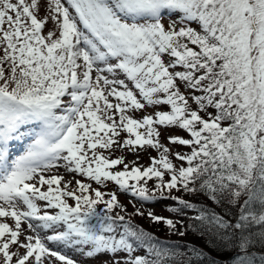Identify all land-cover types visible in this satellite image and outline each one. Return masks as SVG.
Returning a JSON list of instances; mask_svg holds the SVG:
<instances>
[{"label": "snow or ice", "instance_id": "1", "mask_svg": "<svg viewBox=\"0 0 264 264\" xmlns=\"http://www.w3.org/2000/svg\"><path fill=\"white\" fill-rule=\"evenodd\" d=\"M47 6L56 38L42 34L47 20L38 19L37 0H0V264L53 257L76 264L45 239L81 251L89 246L84 255L107 256L103 264H176L174 250L113 215L123 208L114 193L105 199L80 180L69 190L63 176L46 175L61 161L97 185L114 182L140 201L159 192L177 201L171 212L198 213L187 228L207 236L205 244L227 257L223 264H264V0H47ZM157 105L170 111L128 114ZM156 125L189 134L167 137L189 149L174 153L176 163ZM121 131L128 134L122 145ZM22 138L31 143L12 159L9 142ZM114 145L160 156L143 170H128L122 157L97 151ZM120 164L123 171H112ZM173 190L203 196L235 222L183 196L163 195ZM148 217L185 235L177 228L183 220ZM22 224L34 233L24 241ZM138 250L144 254L134 255ZM189 251L202 264L203 249Z\"/></svg>", "mask_w": 264, "mask_h": 264}, {"label": "rangeland", "instance_id": "2", "mask_svg": "<svg viewBox=\"0 0 264 264\" xmlns=\"http://www.w3.org/2000/svg\"><path fill=\"white\" fill-rule=\"evenodd\" d=\"M29 2H30V0H29ZM37 2H38V8L34 11L37 14L38 19H42V20L46 19L47 20L45 27L42 30V34L47 36L49 31H53L55 33V36L53 38H56V36L59 35V29L56 26V22L51 20L50 18H48L49 13H50V8L47 6V0H37ZM62 2H63V0H62ZM93 75L95 76V73H93ZM110 100L112 103L116 102L114 97H110ZM161 110L170 111V106H168V107H162V106H158V105L157 106H146L145 109L136 110L135 112L129 110L128 114L131 115L133 118H142L143 116H148V115H151L154 117L155 112L161 111ZM117 118H118V114H117ZM156 127H157V130L161 131V133H162V135L160 137L161 144H163L165 147L170 148L172 154H170L169 158L173 160V163H176L174 153H176V152L187 153L189 151V149L185 146L172 145L169 142L167 137L179 136V135L183 136V135H185V131L180 130L178 128H169V130L165 131L164 126L156 125ZM140 131L144 132L145 129H140ZM127 138H128V134L126 132L121 131L120 136L117 137L116 139L122 145L123 140L127 139ZM97 151L102 153L104 156L108 157L109 159H117V158L122 157L124 160V164L128 165V170H131V168H133V167H140L143 170L144 168L151 166V159H152L151 156H156V157L160 156V152L156 149L135 148V149L130 150V149L125 148L123 146H116V145H114L111 149H97ZM59 163H60V167L58 169H52L48 173H46V175H61V176H63L64 181H70L71 182V183H69V190H72V189H75L78 187L75 183L76 180H80L83 183H87V184L89 182V184H91V185L93 184V185L101 188L102 190H106L103 192L108 193L109 195H110V187H112V188H115L117 190V194H116L117 200L123 206L122 209L129 210L133 214V216H135V215L137 216L136 213L138 211L139 212L141 211L143 214H145V216H143V219L145 220V222L147 223V225L149 227H153V228H158L160 226L166 227L162 222L159 224H154L148 217L149 212H151L157 216H162V217H167V218L173 219L174 221H180L174 215V213L169 210V208H168V204L170 203L169 199H165L166 202H162L160 200L161 198H157L156 200H153V201H140L137 197H133L131 195V193L128 194V193L121 191L118 187L114 186L113 183L104 184V185H97L95 181H91L87 177H82L78 173L68 172L63 167V162L61 161ZM115 170L123 171L124 165L123 164L117 165L114 169H112V171H115ZM167 179L168 178H166V180ZM141 183H143V181H141ZM148 187L151 190L149 185H148ZM173 191H175V190H173ZM158 193L159 192H157L156 195ZM165 193L167 194V192H165ZM77 194H79V193H77ZM93 195H94V193H93ZM171 195H172V193H171ZM183 195H187V194L183 193ZM172 196H174V195H172ZM69 200L74 202V200H72L70 198H69ZM6 222H8L10 225L13 224V221L10 218L7 219ZM22 228H24V232L21 235V241H24L26 239V236H28V235H34V233H32L31 230L27 229L26 224H22ZM177 228H179L180 230H183L185 228V226L182 227L179 223H177ZM61 230H64V229H61ZM45 231L48 232L47 230H45ZM51 232L52 231L49 230L50 234H47V233L46 234L52 235ZM41 235L43 236L44 233H41ZM46 243H48V244H46ZM45 244L50 250L58 251L61 254L66 255L67 257L73 259L76 262V264H103V262H106L108 259L107 256H101L99 254L97 257L87 258L84 255V252L89 250V246H83V251H81V250H79L81 246H65V245L60 244L58 242L48 241L46 239H45ZM11 249L14 252L18 251L17 246H15V245L11 246ZM23 251H24L23 249H19L20 254H22ZM141 253H144V251H141L140 253L136 252V253H134V255L135 254H141ZM120 255L123 256L124 254L121 253ZM45 264H62V262L56 260L53 257V258L45 259Z\"/></svg>", "mask_w": 264, "mask_h": 264}, {"label": "trees", "instance_id": "3", "mask_svg": "<svg viewBox=\"0 0 264 264\" xmlns=\"http://www.w3.org/2000/svg\"><path fill=\"white\" fill-rule=\"evenodd\" d=\"M182 91L184 90L182 89ZM193 107L195 106L193 105ZM185 135L189 137V134H187L186 131H185ZM185 135L183 136L179 135L178 137L184 138ZM166 178H168L167 175L165 176V179ZM148 182H149L148 185L150 186V188L153 189L156 183L155 178L153 180H149ZM109 183L114 184V182H111V181L105 182V184H109ZM115 192H116V189L110 187V194L112 193L115 194ZM160 195L161 194L158 193L157 198H160ZM163 195L165 197H168L171 194L164 193ZM172 195L183 196L184 199H187L193 203H196L198 207H207L210 211H215L217 214L224 216L225 219L235 222L234 215L232 214L225 215V209L223 207L218 206L214 202L205 199L203 196L199 198H194L188 195H183V193L176 192V191H172ZM109 198H110V195L108 193H105V199H109ZM165 199L170 200V203L168 204L169 209L180 207L177 201H174L170 198H165ZM165 199H160V200L162 202H166ZM103 208H104V205H98V210L103 209ZM237 210H238V206L237 208H233L232 212L235 213ZM116 214L123 215L125 217V222H130L132 226L142 228L146 232L151 233L154 237L158 238L161 242H163L170 249L174 250L176 252V257H175L176 264H188L189 260L192 261V264H201V262L195 258L194 254L189 251V249H191L194 246L197 248H201L204 251L205 259L203 260L202 264H209V262L212 260L217 261V264H223V261L227 259V257L224 255H221L219 251L213 250V248H215L214 244H207V245L205 244V241L208 239L207 236L201 237L198 232H194L193 230L187 228V224L189 223L188 218L194 217L195 215L198 214L194 211L187 210L186 216L181 215L180 213H174V215L178 218V220L184 221L185 228L181 230L185 232L184 236H180L178 232L173 233L170 229H167L164 226H160L158 228L149 227L147 223L145 222V220L143 219V216H145V214L133 216V214L129 210L121 209V208L114 209L113 215H116ZM121 223H124V222H121ZM141 251L142 250H138L137 252L140 253ZM253 251L255 252V249ZM142 254L144 253L135 254V255H142ZM229 255H232V253H229Z\"/></svg>", "mask_w": 264, "mask_h": 264}]
</instances>
